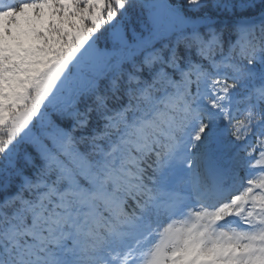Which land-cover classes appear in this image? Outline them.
<instances>
[{
  "label": "snow or ice",
  "instance_id": "snow-or-ice-1",
  "mask_svg": "<svg viewBox=\"0 0 264 264\" xmlns=\"http://www.w3.org/2000/svg\"><path fill=\"white\" fill-rule=\"evenodd\" d=\"M0 264H264V0H0Z\"/></svg>",
  "mask_w": 264,
  "mask_h": 264
}]
</instances>
